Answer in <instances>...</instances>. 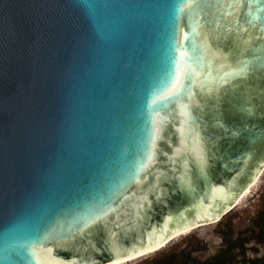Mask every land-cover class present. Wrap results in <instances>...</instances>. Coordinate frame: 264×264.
I'll return each instance as SVG.
<instances>
[{"label": "water", "instance_id": "water-1", "mask_svg": "<svg viewBox=\"0 0 264 264\" xmlns=\"http://www.w3.org/2000/svg\"><path fill=\"white\" fill-rule=\"evenodd\" d=\"M263 168L264 0H0V264L144 253Z\"/></svg>", "mask_w": 264, "mask_h": 264}, {"label": "trees", "instance_id": "trees-1", "mask_svg": "<svg viewBox=\"0 0 264 264\" xmlns=\"http://www.w3.org/2000/svg\"><path fill=\"white\" fill-rule=\"evenodd\" d=\"M242 228L236 237L233 229L236 222L230 216L222 217L218 223L219 235L224 241L223 247L214 255L205 260H197L196 245L189 244L160 254L150 260V264H264V255L258 256V246L264 244V195L261 199L260 209L251 216L247 213L240 217ZM251 244V245H250ZM251 251L252 255L248 251Z\"/></svg>", "mask_w": 264, "mask_h": 264}, {"label": "rangeland", "instance_id": "rangeland-1", "mask_svg": "<svg viewBox=\"0 0 264 264\" xmlns=\"http://www.w3.org/2000/svg\"><path fill=\"white\" fill-rule=\"evenodd\" d=\"M264 195V173L260 177L257 184L251 189L245 198H243L239 204L234 206L232 210L230 209L223 217L230 216V219L236 222V226L233 229V237H236L239 234L242 222L239 221L240 217H244L247 213H250L251 216L257 214V211L261 206V199ZM220 221V220H219ZM219 221L203 225L195 228L185 235H181L176 239L170 241L165 247L145 255L143 257L136 258L131 261H127L122 264H150V260L160 254H165L179 247H183L187 244L189 246L196 245L198 250L195 252L197 260H205L217 253L224 245L222 237L219 235L220 229L223 227H218ZM251 245V244H250ZM252 255L251 251H248ZM258 256L264 255V244L258 246Z\"/></svg>", "mask_w": 264, "mask_h": 264}, {"label": "bare ground", "instance_id": "bare-ground-1", "mask_svg": "<svg viewBox=\"0 0 264 264\" xmlns=\"http://www.w3.org/2000/svg\"><path fill=\"white\" fill-rule=\"evenodd\" d=\"M264 173V168L262 169V171L260 172V174L258 175V177L256 178V180L244 191V193L237 199V201L227 210V211H225L218 219H215V220H213V221H210V222H205V223H201V224H197V225H195V226H193V227H191V228H188V229H186V230H184V231H181V232H179L178 234H176V235H174V236H172L170 239H168L167 241H165L163 244H161L160 246H158V247H156V248H154V249H151V250H149V251H146V252H144V253H141V254H138V255H135V256H132V257H129V258H127V259H124V260H121V261H118V262H115V263H112V264H122V263H125V262H127V261H131V260H134V259H136V258H139V257H143V256H145V255H148V254H151V253H153V252H155V251H157V250H159V249H161V248H163V247H165L170 241H172L173 239H176V238H178L179 236H181V235H185V234H187V233H189L190 231H192V230H194L195 228H197V227H200V226H203V225H209V224H213V223H215V222H217V221H219L222 217H223V215L225 214V213H227L230 209L232 210V208L234 207V206H236L237 204H239L240 203V201L243 199V198H245L249 193H251V189L257 184V182L259 181V179H260V177L262 176V174Z\"/></svg>", "mask_w": 264, "mask_h": 264}, {"label": "snow or ice", "instance_id": "snow-or-ice-1", "mask_svg": "<svg viewBox=\"0 0 264 264\" xmlns=\"http://www.w3.org/2000/svg\"><path fill=\"white\" fill-rule=\"evenodd\" d=\"M186 6L188 8H191L192 7V3L190 2ZM185 38H187V36ZM194 72H195V69L192 70V73H194ZM187 79H188L189 83L184 86V92L179 93V95H185V94L189 93L190 87H191V81L193 79V75L190 73ZM169 95L171 96V95H177V94L176 93L169 92Z\"/></svg>", "mask_w": 264, "mask_h": 264}]
</instances>
